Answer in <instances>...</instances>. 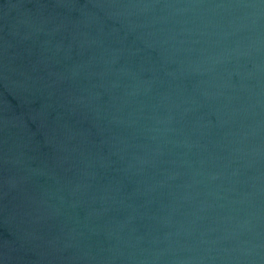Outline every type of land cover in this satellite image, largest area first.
<instances>
[{
  "label": "water",
  "instance_id": "95a60500",
  "mask_svg": "<svg viewBox=\"0 0 264 264\" xmlns=\"http://www.w3.org/2000/svg\"><path fill=\"white\" fill-rule=\"evenodd\" d=\"M0 264H264V0H0Z\"/></svg>",
  "mask_w": 264,
  "mask_h": 264
}]
</instances>
